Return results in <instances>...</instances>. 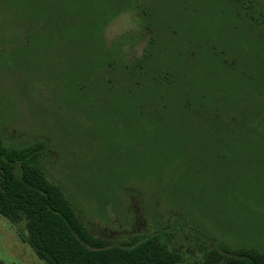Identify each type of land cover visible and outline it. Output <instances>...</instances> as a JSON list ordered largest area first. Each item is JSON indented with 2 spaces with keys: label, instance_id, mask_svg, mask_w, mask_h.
Here are the masks:
<instances>
[{
  "label": "rangeland",
  "instance_id": "1",
  "mask_svg": "<svg viewBox=\"0 0 264 264\" xmlns=\"http://www.w3.org/2000/svg\"><path fill=\"white\" fill-rule=\"evenodd\" d=\"M0 132L96 236L264 253V0H0ZM27 233L2 264H47Z\"/></svg>",
  "mask_w": 264,
  "mask_h": 264
},
{
  "label": "trees",
  "instance_id": "2",
  "mask_svg": "<svg viewBox=\"0 0 264 264\" xmlns=\"http://www.w3.org/2000/svg\"><path fill=\"white\" fill-rule=\"evenodd\" d=\"M41 161L39 144L7 145L0 132V215L26 223L23 238L40 259L47 264H185L157 234L115 244L94 235ZM192 264H264V253L220 244Z\"/></svg>",
  "mask_w": 264,
  "mask_h": 264
}]
</instances>
